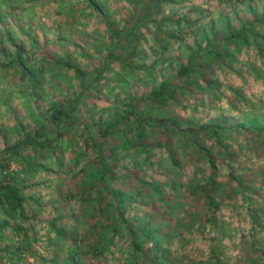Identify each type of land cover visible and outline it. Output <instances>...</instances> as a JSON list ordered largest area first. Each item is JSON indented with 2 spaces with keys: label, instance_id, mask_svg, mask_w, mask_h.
Listing matches in <instances>:
<instances>
[{
  "label": "rangeland",
  "instance_id": "1",
  "mask_svg": "<svg viewBox=\"0 0 264 264\" xmlns=\"http://www.w3.org/2000/svg\"><path fill=\"white\" fill-rule=\"evenodd\" d=\"M91 1L0 0V164L9 163L1 168L0 181L29 162L37 169L36 174L19 177L30 185L24 203L30 219L21 223L28 231L17 235L4 228L0 264H63L72 256L78 258L76 264H135L127 237L116 238L106 256L87 252L89 238L81 239L91 227V205L80 202L81 167L93 160V145L107 143L98 123L109 124L113 112L125 108L128 96H135V106L143 108L140 97L150 87L162 80L176 84L185 80L176 76L178 60L201 62L197 54L188 58L187 52L194 48V39L204 44L203 31L221 39V20H227L233 30L260 17L255 29L264 37V0ZM167 16L169 20L163 21ZM126 27L135 32L137 53L133 55L134 43L124 39ZM112 29L119 32L116 37ZM11 40L23 49L22 64ZM229 44L232 58L201 67L203 78H191V95L183 93L179 105L168 106L180 120L193 118L199 125L220 121L229 129L223 132L224 149L210 138L200 142L218 167L216 185L210 189L214 203L207 201L201 188L189 193L172 189L175 173L170 175L168 169L165 137L178 153L175 158L184 179L199 164L206 170V162L189 153L179 155V138L173 131L167 136L162 128L157 129V140L150 139V157L137 153L143 165L133 166L128 157L127 181L113 182L122 189L132 184L142 194L148 186L135 176L164 184L162 195L170 200L165 205L148 197L147 202H134L127 209L132 224L143 218L159 227L158 238L168 234L162 244L164 260L156 264H264V60L254 44L239 49ZM262 46L264 51V42ZM109 51L119 58L111 59L103 71ZM65 59L84 73V82L59 63ZM211 79L214 86L208 84ZM53 104L76 106L75 123L56 126L51 120ZM245 114L247 120L255 118V129L248 124L239 127L246 121ZM30 140L52 143L41 150ZM10 147L17 153L5 151ZM54 218L56 226L64 229L62 237L50 224ZM25 239L29 246L23 250ZM138 264L150 263L139 260Z\"/></svg>",
  "mask_w": 264,
  "mask_h": 264
},
{
  "label": "trees",
  "instance_id": "2",
  "mask_svg": "<svg viewBox=\"0 0 264 264\" xmlns=\"http://www.w3.org/2000/svg\"><path fill=\"white\" fill-rule=\"evenodd\" d=\"M89 2L92 3L91 0H89ZM157 2L162 3V0H157ZM6 6L9 5L6 4ZM95 9L100 11L98 5H95ZM0 17H2V15ZM262 19L264 20V16ZM168 20V16L163 18V21L167 22ZM180 21L181 20L178 19V26L180 25ZM260 22L261 18L255 16L254 21H244L240 28L232 30L227 20H221V39H217V34H214L212 31L210 34L203 31L201 33V39L204 40V44L194 39L192 45H194L195 49L192 48V50L187 52L188 58L192 59V56L197 54L201 62L192 64L191 62L183 63L178 60L177 68L175 69L176 76L180 78V80L182 78H185V80H181L182 82L180 84H176L171 80H162L159 84L153 85L148 92L140 97L142 104L144 103L143 108L135 106V96H128L129 99L125 108H118L115 110L113 112V120L109 124L103 126L102 123H98V132H100V135L107 143L105 145H93L95 153L94 158L81 167L82 174L79 182L82 190L80 202L86 203L88 206L91 205V210L88 211L91 227L84 232L81 238H89L85 243L87 252H92L95 256H106L110 251V247L115 245L116 238L127 237L131 249V261H134L135 264H138L139 260H144L146 263L150 264H156L164 260L163 255L165 251L164 248H162V244L164 238H166L168 234H163L158 238L157 231L159 227L155 229L151 223L146 222V219L144 220L143 218H141L142 220H140L138 224H132L127 216V209L132 203L138 201L147 202L145 199L148 197L160 199L164 205L170 201L162 195L164 184L159 181L150 182V178L135 176L139 182L148 186L147 192L143 194L140 191H136L132 184H130L131 186H129V188L125 189L113 185V182L116 180L127 181L130 173L128 166H126L128 157L134 162L133 166L143 165L138 162L136 158L138 152L144 153V156L147 155L148 158L150 157L153 151V147L150 144L152 141L150 139H153V141L158 139L156 133L159 128H162L164 134L167 136H170L169 134L171 131L177 135L179 138V147L177 149L179 155L185 153L196 155V160H205L206 170L208 171L207 173L206 170L202 168L203 165L199 164L195 166L192 175L184 179L181 163L175 158L178 153L171 147L170 141L165 137L164 139L167 140L163 142L167 146L168 158L170 161L168 169H170V175L175 173V178L171 181L172 189H176L177 191L180 190L181 192L184 190L186 193H189L201 188L207 201L209 203H214L213 197L210 194V189L214 184L216 185L215 178L218 175V167L208 149L202 146L200 142L205 138H210L213 139L216 146H220L224 149L225 144H223V139L226 137L225 134L229 132V129H225L220 121L213 122L209 120L199 125V122L193 118L180 120L176 118V114H171L168 106L171 103L179 105L183 93L191 95V78L193 76L203 78V74L200 71L201 67L212 62H221L225 61L227 58H232L234 52L231 50L229 42L237 46L235 49L254 44L259 57L264 60L262 46V42L264 41L261 40L264 39V37L262 33L255 29V24ZM155 24L156 27L160 26V23L155 22ZM112 30L116 37L119 32H116L114 29ZM124 30L128 31L126 34L127 38H124L126 42H129L130 45H132V42L134 43L133 50L130 52V54L133 55L137 53V41L134 42L132 38L135 32L133 27H126ZM10 37L8 33V38ZM138 39L139 37L137 40ZM11 43L15 46L18 62L22 64L24 60L22 57L23 49L16 44L15 41L11 40ZM1 44L0 42V46ZM163 48L166 49V47ZM109 52L106 54L105 60L107 62L105 61V65L102 68L103 71L106 65L108 66L110 64L111 59L119 58L117 54L111 51ZM59 63L73 69L77 78L84 82V73L74 64L70 63L68 59L61 60ZM169 67H171V64H169ZM33 78V80L38 81V76H34ZM208 84L214 86V79H211ZM51 107V120L56 126L65 127L66 124L67 126H71L75 123L73 112L76 110V106L53 104ZM245 124L255 129L256 126L253 125H257V122L255 118L247 120L246 115V121L239 124V127H244ZM239 127H235V129L239 130ZM229 128L232 130L234 127ZM90 130L89 128V131ZM224 131H226L225 134H223ZM89 135L93 140L94 135L92 133H89ZM59 136H62V134H59ZM112 139H115L116 143L111 144ZM30 143L43 150L50 147L52 142L50 140H30ZM156 143L159 145L158 142ZM5 151H9L12 154L17 153L13 147L7 148ZM81 153H83L82 150ZM11 156L12 155H10V157ZM147 159L144 158V162H148ZM121 162H124V164ZM6 166L8 167L9 163L0 164V170ZM40 166L43 167V165ZM119 168L120 172L118 171ZM26 173L36 174L37 169L29 162L23 170L9 172L5 178L0 181V211L4 216V218L0 220V239L4 234V228H10L13 233L17 235H20L21 232L25 234V232L28 231V228L22 226L21 223L22 221L28 222L30 219L24 207V203L27 199L25 191L30 185L27 184V181L23 178H19ZM12 221L14 222L12 223ZM55 222L56 219L54 218L50 221V224L56 232L57 237H62L65 234L64 229L57 227ZM212 224L214 225L215 222H212ZM145 244H147L148 247L147 251L144 249ZM28 246L29 244L26 239L22 241L23 250ZM158 254L160 255L158 256ZM80 256L82 257L81 254ZM77 261L78 258L72 256L70 260L64 259L62 263L76 264Z\"/></svg>",
  "mask_w": 264,
  "mask_h": 264
}]
</instances>
